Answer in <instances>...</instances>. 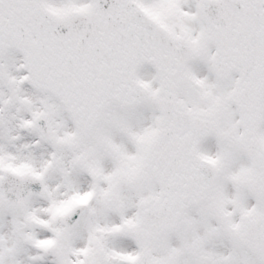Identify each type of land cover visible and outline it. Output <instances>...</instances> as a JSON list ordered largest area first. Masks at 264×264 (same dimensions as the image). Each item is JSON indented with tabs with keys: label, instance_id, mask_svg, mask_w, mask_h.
<instances>
[{
	"label": "rangeland",
	"instance_id": "1",
	"mask_svg": "<svg viewBox=\"0 0 264 264\" xmlns=\"http://www.w3.org/2000/svg\"><path fill=\"white\" fill-rule=\"evenodd\" d=\"M43 1L55 12H64L74 7L86 9L91 4V0ZM138 1L148 12L162 16L163 21L172 20L171 24L175 21L181 22L179 31L183 32L184 30L188 37H190V31L186 27L187 23L192 26L196 23L200 35L207 34V26L201 15L197 10L194 13L198 0ZM210 50L212 51L213 48L210 47ZM15 56L19 55L16 54ZM208 56L203 62L194 64V84L188 83L181 97L187 102H192L194 109L204 110L210 107L211 101H215L224 107L226 112L224 116L227 120L239 122L241 120L240 115L230 100L237 78L232 77L229 82L219 85L213 74L212 56L209 53ZM11 57L13 55L9 57V61H12ZM16 63L18 62L14 61L13 64ZM24 73L25 71L22 69L17 72L12 69L9 70L6 61H0V109L6 111L0 114V157L16 156L37 163L38 167H42V170H47L44 174L48 176L47 179L50 181L78 172V167L81 164L76 162L74 158L85 157L86 166L85 169L82 168V170H86L84 178L72 186L74 188L69 192L72 196L85 192L88 195L91 188L99 192L96 203L87 210L83 217L82 223L86 224L87 229L97 222L98 215L111 216L112 214L109 212L110 210L107 212V208H96V205H106L117 197L122 198L121 202L125 201V204L118 208L119 214L121 212L123 216H128L126 221L119 225L125 227L140 221L141 212L137 206L135 210L133 209L134 204L139 205L143 197L158 193L154 188L156 182L152 175L141 176L142 172L147 173L149 169L152 142L157 135L155 124L160 119L155 103L160 88L156 72L151 67L144 66L138 74L149 91V100L146 104L141 107L130 108H121L110 104L103 121L96 126H90L85 122L70 118L64 107L51 94L36 91L29 83L16 87L17 78L23 76ZM41 112H46L50 119L56 136L54 143L48 144L32 128L31 123ZM109 115L118 118H116L117 122L107 128L110 121ZM29 122L30 125H28ZM237 126L239 128V124ZM237 126L233 127L234 137L232 133H227L228 140L226 141L219 139V136L214 139V145L221 147L222 155H226L225 151L229 154L228 157L225 156L223 159L214 161L220 167L221 176L211 199L217 202L222 214L219 218L210 212L200 218V215L195 211L194 214L188 215L189 219L186 218L185 222L188 220L189 223L194 218V229L187 228L185 223L176 236H168L166 239L167 247L163 248V251L166 255L171 251H176L182 253L183 256L185 252L183 253L182 249H186V246L191 249L194 247V258L192 254L185 253V255L188 254L187 258L180 255L178 261L173 262V264H264V252L253 253L239 245L233 237L234 230L238 228L246 215L261 214L264 216V197L254 198L246 187L250 163L242 153V142L238 139ZM227 130L223 128L222 132L226 133ZM262 130L264 133V125ZM126 131L127 135L125 134ZM111 134L113 136H110ZM261 137L264 141V135ZM8 138L10 139L9 142H7ZM22 138L28 140L26 144L38 142L37 150L34 151L31 145L27 147L25 143L21 145ZM71 139L76 141V145L68 146L67 142ZM81 139L83 140L80 145L79 140ZM129 139L133 144L130 148H128ZM108 145H111L112 149H108ZM119 145L124 149L119 150ZM100 157H103V162ZM116 158H123L126 169L132 165L135 180L133 189L131 187L118 189L119 181L110 174L115 165L118 168L121 165ZM50 159L57 163L56 167L53 161L48 162ZM106 164H109L110 167L107 168ZM104 169L107 171L105 174H103ZM101 182L106 185L105 188H101ZM63 196L64 194H61L57 198H51L55 204L50 209L45 206L41 208V205H37L34 200H29L25 208L7 209L0 198V261L2 264H36L39 256L33 250V242L36 240L35 216L51 215L55 207L63 206L66 203L59 201ZM44 200L50 199L45 197ZM209 205L210 203L203 204L201 208L206 211L210 208ZM101 211L108 214H102ZM155 243H153L152 249ZM123 244L127 246V243L123 242L121 247L120 245L117 247L123 249ZM112 247L116 246L112 244ZM95 249L97 250V246L92 251L96 252ZM151 252L160 256V250H151ZM137 253L140 254L141 251L138 250ZM151 261L153 264H163L162 260L154 257L151 258ZM102 264L106 263L102 262Z\"/></svg>",
	"mask_w": 264,
	"mask_h": 264
},
{
	"label": "water",
	"instance_id": "2",
	"mask_svg": "<svg viewBox=\"0 0 264 264\" xmlns=\"http://www.w3.org/2000/svg\"><path fill=\"white\" fill-rule=\"evenodd\" d=\"M209 3L208 0H202L201 7L220 47L216 74L220 78H226L230 71L242 75L233 99L244 115L248 133L246 151L254 162L250 187L253 192L261 195L264 192V152L256 143L254 132L261 122L263 112L264 16L249 11L242 15L224 16L218 10H213V7L218 9V2ZM260 3L258 0V8ZM120 6L122 10L118 12ZM127 7L134 13L135 24L132 19L123 16ZM133 7L131 0H93L89 12L73 11L57 17L45 12L40 0H0V47L6 41L17 44L26 53L33 84L51 91L71 113L90 120L99 118L109 99L124 104L144 102L146 92L134 80L133 74L142 63H150L161 76L162 90L157 103L164 115V127L171 126L172 122L188 121L191 115L177 102L176 93L182 82L184 65L202 57L204 51L190 50L183 40L171 38L156 23L144 18L137 8L133 11ZM246 8H250L248 3ZM77 26L81 29L80 35ZM114 29L118 30V35L124 36L125 41H129L123 57H129L130 62L107 64L98 60L86 63L80 53L77 56L73 53L69 59V50L81 52L83 43L91 40L92 35H99L101 31L111 33ZM30 30L37 35L35 41L30 38ZM228 41L233 43L232 49H229ZM205 120L213 125V120L206 115L194 114L196 127ZM205 135L203 130L194 128V144ZM171 142V138L166 141L159 138L156 153H161L162 148ZM155 163H159V159ZM195 165L194 191H179L171 183L173 189L169 187L164 190L159 201L146 202L144 221L131 230L135 239L148 241L152 235L160 236L173 229L180 221L184 208L196 204L212 190L213 169L200 161ZM15 197L16 193H10L5 200L13 204L18 201ZM17 198L20 199L19 196ZM236 238L247 247L262 251L264 219L248 216ZM138 264H148L147 259L143 258Z\"/></svg>",
	"mask_w": 264,
	"mask_h": 264
},
{
	"label": "flooded vegetation",
	"instance_id": "3",
	"mask_svg": "<svg viewBox=\"0 0 264 264\" xmlns=\"http://www.w3.org/2000/svg\"><path fill=\"white\" fill-rule=\"evenodd\" d=\"M195 12V11H194ZM171 32L177 33L179 31V25L172 23L169 27ZM192 31L191 37L197 38L198 32L194 28H190ZM209 38V36H207ZM209 41V40H207ZM15 149V148H12ZM25 166L31 172H37L40 170L37 163H32L26 158L22 157H0V177L2 172L5 170L20 171ZM2 168V169H1ZM23 170V169H21ZM76 171V170H75ZM80 171L74 174H67L64 178L54 180L50 185L47 194L44 197H35L34 201L37 205H41V208H53L54 201L51 198H57L61 194H64L59 201H64L63 206H67L72 198L71 192H69L72 186L79 183L81 180ZM70 182V184H69ZM159 190L160 186L158 185ZM155 188V186H154ZM47 196L50 200L45 201L44 198ZM53 200V199H52ZM56 208V207H55ZM42 222H46L47 226H41L37 224L35 226L36 231V245L35 252L39 256L36 264H87V259L83 254L84 248L86 247L87 232L91 234H98L99 236H105L108 234L106 230L98 231L97 225L103 226L102 219L94 224L91 228L87 229L86 224L82 223L83 219H80L76 225L67 230L64 226L63 218H56L53 215L41 216L38 218ZM134 263V248H126L124 252L117 251L116 264H133Z\"/></svg>",
	"mask_w": 264,
	"mask_h": 264
}]
</instances>
